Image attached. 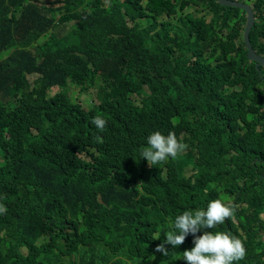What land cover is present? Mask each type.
Wrapping results in <instances>:
<instances>
[{
  "label": "trees",
  "instance_id": "1",
  "mask_svg": "<svg viewBox=\"0 0 264 264\" xmlns=\"http://www.w3.org/2000/svg\"><path fill=\"white\" fill-rule=\"evenodd\" d=\"M232 1L264 56V0ZM245 24L217 0H0V264H186L192 234L156 246L224 198L233 217L196 235L242 239L233 264H264V74ZM68 84L92 106L48 95ZM154 132L188 147L147 168Z\"/></svg>",
  "mask_w": 264,
  "mask_h": 264
},
{
  "label": "clouds",
  "instance_id": "2",
  "mask_svg": "<svg viewBox=\"0 0 264 264\" xmlns=\"http://www.w3.org/2000/svg\"><path fill=\"white\" fill-rule=\"evenodd\" d=\"M44 6L51 7V5L46 4H44ZM254 53L257 56L264 58L263 55H258L255 51ZM248 60L249 62H252L249 58ZM258 67L263 68L262 72L264 74V65H258ZM71 87L72 89L74 87H79L80 91L72 92V89H70ZM67 88L69 89L68 91ZM67 88L65 91V89H61L60 87L54 85L49 89V91L52 89H57L58 92L56 94L49 95V93L52 92L48 91V95L55 96L62 93L64 94L63 96L71 98L73 103H77V99L81 92H84L86 89L91 87H81L68 84ZM92 123L101 132L105 130L107 124L106 120L100 116L94 117ZM100 139V137H97V140ZM147 145L148 146L145 147L141 152V157L146 159L149 164L146 166L147 168H149V166L166 162L169 157L176 158L177 156L181 155L188 147L185 143L178 141L174 133H169L167 136H165L160 132H154L149 135L147 138ZM128 185L136 187L141 194H144L140 185ZM134 199L139 202L136 196ZM140 207L141 204L139 207L136 206L133 208L130 212L142 216L143 208L140 212ZM6 211L7 209L3 205H0V213H5ZM233 215L234 206L227 205L221 200L211 201L208 204L206 210H196L195 212L184 211L182 215H179L175 218L174 222L170 226V230L167 232L166 239L163 243L156 246L155 252L167 257L170 255V252L166 245H171L173 249H175L185 242L186 237H188L189 234H192L194 237V247L191 250L184 251L182 256L183 260L186 261V264H233V262L240 261L246 256V248L242 239L230 236L227 233H214L213 231H204L203 235H196L203 229H214L217 225H222L226 219L232 218ZM146 241L149 245L153 240L146 237L145 242Z\"/></svg>",
  "mask_w": 264,
  "mask_h": 264
},
{
  "label": "water",
  "instance_id": "3",
  "mask_svg": "<svg viewBox=\"0 0 264 264\" xmlns=\"http://www.w3.org/2000/svg\"><path fill=\"white\" fill-rule=\"evenodd\" d=\"M217 3L221 6L235 7L245 12L246 14V24L243 31V38L245 45L247 47V57L256 63V68L258 65H264V58L257 56L249 42V33L254 25V13L251 7L245 5L244 3L232 1V0H217Z\"/></svg>",
  "mask_w": 264,
  "mask_h": 264
},
{
  "label": "rangeland",
  "instance_id": "4",
  "mask_svg": "<svg viewBox=\"0 0 264 264\" xmlns=\"http://www.w3.org/2000/svg\"><path fill=\"white\" fill-rule=\"evenodd\" d=\"M197 10H198V7L192 5V6H189L185 10L184 13L195 14V12ZM184 13L182 15H184ZM200 15L201 14H197L196 16H200ZM144 23H145V21H142V24H144ZM69 25H70V23L65 24V26H69ZM41 42L42 41L39 40V42L37 43V45L39 43H41ZM6 55H7V53L4 54V56H6ZM35 77H36V75L35 76H30L29 77V80L32 81ZM259 84L260 85H258L257 88L262 85V83H259ZM70 89H72V87ZM236 89H240V87H237ZM68 90L69 89L67 88V91ZM79 91H80L79 87H74L72 89V92H79ZM49 92H52V93H49V95H52V94H56L58 91H57V89H52ZM92 97L94 98L93 92H92L91 88H88L84 92H81V94L79 95V97L77 99V103H80L82 105V107H84V108H90L92 106ZM185 173L189 175V171L188 172H185ZM222 202H224L227 205L232 203V201L229 198L228 199L227 198L226 199L224 198V200ZM262 218H264V215H262ZM22 251L24 252L25 250L23 249Z\"/></svg>",
  "mask_w": 264,
  "mask_h": 264
}]
</instances>
